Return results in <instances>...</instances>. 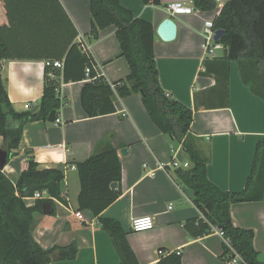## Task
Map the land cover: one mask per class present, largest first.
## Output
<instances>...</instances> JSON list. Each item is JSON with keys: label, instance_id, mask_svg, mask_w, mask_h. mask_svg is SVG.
<instances>
[{"label": "crops", "instance_id": "obj_1", "mask_svg": "<svg viewBox=\"0 0 264 264\" xmlns=\"http://www.w3.org/2000/svg\"><path fill=\"white\" fill-rule=\"evenodd\" d=\"M134 18L149 22L156 32L170 18L177 27L172 42H154L155 64L162 89L193 112L190 132L198 139L200 152L208 158V180L224 192H240L250 175L259 140L264 139V100L252 93L241 78L235 61L225 58L221 46L209 56L203 48V24L213 20L221 6L211 12L193 7L192 0H161L160 6L141 0H117ZM180 2L193 13L171 16L166 7ZM89 0H0L1 78L16 112L36 106L43 92L44 67L63 61L73 44H80L95 62L97 76L108 83L126 78L130 69L109 26L91 40ZM85 81L60 86L65 101L57 111L59 123L26 124L20 143L2 170L15 184L30 161L39 169H59L64 178L60 192L66 204L53 201L50 215L35 214V242L44 250L78 249L72 261L51 264H118L110 238L90 211L78 210L80 183L77 163L85 161L112 134V146L121 164V194L100 215L119 222L138 264H158L179 252L181 264H225L223 241L212 232L191 237L184 222L199 217L192 201L174 176L171 162L189 163L181 146L162 134L150 120L141 96L115 97V112L88 118L81 106ZM0 137V149H4ZM126 149V155L120 151ZM28 207L32 198L25 199ZM81 213L83 220L75 214ZM150 216L152 230L133 232L134 218ZM233 226L251 230L253 247L264 254V189L260 201L232 204Z\"/></svg>", "mask_w": 264, "mask_h": 264}, {"label": "trees", "instance_id": "obj_2", "mask_svg": "<svg viewBox=\"0 0 264 264\" xmlns=\"http://www.w3.org/2000/svg\"><path fill=\"white\" fill-rule=\"evenodd\" d=\"M143 4L160 6L161 0H141ZM193 7L202 12H211L217 5L213 0H192ZM91 40H96L100 31L114 26L121 54L128 63L129 75L114 83L97 76L93 57L84 52L80 44H73L63 60L62 70L44 67L43 92L38 109L33 112H16L6 95L0 68V137L4 150L10 156L18 148L23 127L32 122L47 121L52 111L65 104L60 96V86L71 82L85 81L81 90V106L88 118L109 115L115 112V97L126 98L134 94L141 101L152 123L168 136L174 146H181L190 162L188 169H176L174 176L182 189L194 192L192 204L200 216L184 222L186 232L194 238L222 231L230 247L240 256L238 264H259L258 253L253 247L251 230L233 226L230 217L232 204L260 201L264 189V139L259 140L250 175L240 192H224L207 178L208 158L198 148V139L190 132L193 112L172 99L162 89L154 56V27L149 22L134 18L117 0H89ZM215 31H224L217 42L225 49V58L235 61L241 78L253 94L264 100V0H227L213 20ZM4 46L0 44V61ZM86 69H89L88 76ZM110 134L99 149L75 169L80 183L77 198L79 211H90L98 225L111 240L118 254V264H138L128 245L125 233L118 221L100 215L121 194V164ZM63 172L59 169H39L30 161L13 184L0 170V264H51L72 261L78 255L76 244L66 247L42 249L32 234L36 226L35 214L41 213L42 204L58 201L66 204L61 196L60 183ZM115 184L114 188L111 185ZM36 192H44L46 198L36 199L28 207L25 199L33 198ZM229 254L223 244L222 257ZM229 256L228 259H231ZM158 264H181L180 256L171 253Z\"/></svg>", "mask_w": 264, "mask_h": 264}, {"label": "built area", "instance_id": "obj_3", "mask_svg": "<svg viewBox=\"0 0 264 264\" xmlns=\"http://www.w3.org/2000/svg\"><path fill=\"white\" fill-rule=\"evenodd\" d=\"M217 6H220L224 4L227 0H213ZM166 11L171 16H184V15H190L193 13V8L185 6L184 4L180 2H173L167 5ZM214 34L215 30L213 29L212 20H205L203 24V36H204V44L203 48L206 51V53L213 57L214 56V50L221 48V45L214 41ZM52 68L62 70L63 68V61L56 60L52 62ZM89 69H86V75L88 76ZM32 106H27V109H31ZM54 123H59V120L56 118V121ZM172 166L175 169H188L189 163H179L175 158L172 159L171 162ZM70 169L75 170V166H70ZM46 198V194L44 192H36L32 199H44ZM75 216L83 220V216L81 213H76ZM154 227L153 219L150 216H143L134 218L131 222V229L133 232H144L152 230ZM212 232H215L218 236L222 238L223 244L226 245L229 248V254L226 256H223L225 264H238L241 262L240 256L230 247L228 239H226L222 233V231H219L217 229H212ZM179 255V252L176 253ZM229 256H232L231 259H228Z\"/></svg>", "mask_w": 264, "mask_h": 264}, {"label": "water", "instance_id": "obj_4", "mask_svg": "<svg viewBox=\"0 0 264 264\" xmlns=\"http://www.w3.org/2000/svg\"><path fill=\"white\" fill-rule=\"evenodd\" d=\"M176 33H177L176 24L174 23L172 19L167 18L163 20L158 26L156 32L153 35V41L158 42L159 40H162L164 42H172L176 38ZM223 34H224V31L222 30L215 31L214 41L218 42L220 38L223 36ZM37 109H38V105L34 106L32 111L35 112ZM56 118H57L56 111H52L48 115L47 122L54 123L56 121ZM126 153H127L126 149H122L120 151V154L123 156L126 155ZM8 157H9L8 152L4 149H0V170H3L4 167L6 166ZM114 187H115V184H112L111 188H114ZM183 191L186 194V196L189 198V200L191 201L194 200L193 190L185 188ZM52 212H53L52 203L45 202L42 204V209H41L42 215L47 216V215L52 214ZM256 260L259 264H264V254H258Z\"/></svg>", "mask_w": 264, "mask_h": 264}]
</instances>
